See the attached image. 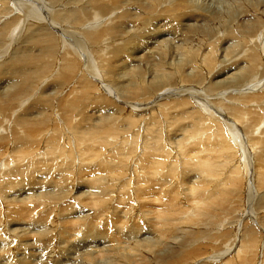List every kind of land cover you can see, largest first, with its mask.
Returning a JSON list of instances; mask_svg holds the SVG:
<instances>
[{"label":"bare ground","instance_id":"1","mask_svg":"<svg viewBox=\"0 0 264 264\" xmlns=\"http://www.w3.org/2000/svg\"><path fill=\"white\" fill-rule=\"evenodd\" d=\"M209 1L0 0V264H264V1Z\"/></svg>","mask_w":264,"mask_h":264},{"label":"rangeland","instance_id":"2","mask_svg":"<svg viewBox=\"0 0 264 264\" xmlns=\"http://www.w3.org/2000/svg\"><path fill=\"white\" fill-rule=\"evenodd\" d=\"M213 1V2H212ZM212 1H209V6H210V9H209V7H205V10H206V12L207 13H210V11L212 10V11H219V10H221L222 8H224L226 5L223 3V1L222 0H217V1H214V0H212ZM261 1H264V0H261ZM211 2V3H210ZM215 5H214V4ZM221 3V4H220ZM225 5V6H224ZM224 6V7H223ZM221 7V8H220ZM213 8H215V9H213ZM223 10V9H222ZM110 16V15H109ZM109 18H107V19H105V21H103V24H106V25H108L109 26V24H108V20ZM100 26H102V25H100ZM102 28V27H101ZM107 45V44H106ZM56 74V73H55ZM106 81V80H105ZM49 81H45L44 83H43V85H42V87H44V85L46 84V83H48ZM205 84H206V82H205ZM99 85H101V84H99ZM203 86H201L200 88H202ZM205 87H203V89H204ZM40 92V91H39ZM112 96V98H114V96L113 95H111ZM37 97V96H36ZM36 97L34 98V100L36 99ZM234 104H239V102H233L232 103V105H234ZM222 109H224L223 107H222ZM202 111H204V110H202ZM79 112H80V110H79ZM20 112L18 111L17 112V114H19ZM175 115H176V113H175ZM181 115H179V117H180ZM192 116L191 115H189V119L191 118ZM188 121H190V120H186L185 121V123L187 124L188 123ZM191 123V121L189 122V124ZM13 125V124H12ZM11 124H10V127L8 128V131H7V133L8 134H10L11 132H12V130H13V126H12ZM264 125V123H262L261 125H260V127H262ZM264 127V126H263ZM264 129V128H263ZM2 132H3V135H7V133L4 131V130H2ZM245 140H246V138H245ZM247 142V141H246ZM24 149V148H23ZM22 150V149H21ZM77 178H76V180H75V182H73V184L71 183L70 184V187H72V189L74 190V191H72V189L71 188H69V190H65V188L63 189V187H59L58 189L60 190L59 192L58 191H48L47 190V192H50V194H52L51 196H57L56 197V199L55 200H53L52 202V208H54V205L53 204H55V202H57V206H61V207H63V205H64V202L66 201H70V199L69 198H71L72 197V193H74V194H76V190H77V188H78V186H79V183L77 184ZM77 187V188H76ZM75 188H76V190H75ZM82 188V191L83 192H86V190L87 189H85V187H81ZM63 189V190H62ZM63 191V192H62ZM66 192V193H65ZM57 193V194H56ZM66 195H65V194ZM63 194V195H62ZM73 194V195H74ZM252 194H254L255 196H256V198L253 200V202L251 203V209L253 210V212L254 213H256L257 211L255 210V205L257 204V200H258V198H260L261 197V195L263 194V191H259V189L257 188V187H254L253 188V191H252ZM251 193H248L247 195H246V197H248V196H251L252 195ZM62 195V196H61ZM65 195V196H64ZM68 195V196H67ZM13 197V196H12ZM11 197V198H12ZM68 197V198H67ZM68 201V202H69ZM81 200H79L77 203H74V204H76V207H75V209H79V210H81L82 208L81 207H84L83 206V204L80 202ZM80 202V203H79ZM79 203V204H78ZM79 205V206H78ZM78 206V207H77ZM86 206H88V205H86ZM86 206H85V209H88L89 210V208H90V206H88L87 208H86ZM232 207V206H231ZM84 209V208H83ZM91 209V208H90ZM50 210V209H49ZM79 210H76L75 212H77L76 214H79L78 212H79ZM264 210V209H263ZM263 210H260V211H258L257 212V214H256V216H257V219H258V217H260L261 215H263L264 214V211ZM263 211V212H262ZM68 212H69V210H68ZM67 212V213H68ZM242 213L243 214H245V216H246V218L247 217H249L248 216V205H245V207L244 208H242ZM85 214H88L87 213V211L85 212ZM235 214V213H234ZM237 215H239L240 213H236ZM237 215H234V216H237ZM60 216V215H59ZM58 216V217H59ZM243 217V216H242ZM246 218H243V220H242V218L240 219V220H242V221H240L239 220V222H238V224L239 223H241L240 224V226L238 227V229H240L239 230V232L240 231H243V230H241L242 228H243V224L246 222ZM255 218H253V220H254ZM260 221V220H259ZM61 224V223H60ZM237 224V225H238ZM220 225V228L219 229H217V232L218 231H220V232H218V233H221V232H223L224 230H226V229H228L230 226H232L231 224H229V225H227V221H225L224 222V224L223 223H220L219 224ZM218 225V226H219ZM238 231V230H237ZM213 232V231H212ZM216 232V231H215ZM217 233V234H218ZM240 233H242V232H240ZM239 234V233H238ZM84 235H82V237H83ZM144 237H151V236H149L148 234L147 235H144ZM263 237V236H262ZM60 237H58V239H56L57 241L59 240H61V239H59ZM78 239H80L81 238V236L80 237H77ZM72 239V243L73 242H75V241H77L78 239ZM56 240H54V238H52V236L49 238V239H46V238H44L43 236L41 237V243H42V246L40 247V250H38L39 249V246L38 247H35L34 248V250L33 251H36V253H38V251H39V253L40 252H42V253H44L43 255H40V257H42V258H45V257H51V256H60V254H58L59 252H57V253H49V251H50V249L51 248H48V249H46L47 247H48V243H52L53 245V247H55L56 245H60V247H62V246H64L65 247V245H67V244H58L57 242H56ZM70 241H71V239H69ZM261 240H263V238H261V236H260V242H261ZM202 243H204V244H206L207 246H208V240H206V239H202V241H201ZM219 242H221V239H219ZM55 244V245H54ZM84 244V245H83ZM82 245V247H80L81 245L79 244L78 245V247L75 249V250H77V251H79V252H83L84 250L86 251V249L88 248V245H86V242L85 243H83ZM218 245V244H221V243H214L213 245L214 246H216V245ZM194 245V244H193ZM212 245V246H213ZM104 246H107V244H105ZM205 246V245H204ZM229 246V247H228ZM228 248H230V245L228 244ZM226 246H225V249L224 248H222V246H221V248L223 249V251L222 250H220L221 252H224V251H226V248H227ZM233 247V246H232ZM85 248V249H84ZM190 248H191V245H190ZM220 248V249H221ZM44 251V252H43ZM219 251V253L221 254V252ZM264 250H262V252H263ZM47 253H49V254H47ZM218 253V252H217ZM259 253H260V250L257 252V260H258V256H259ZM58 254V255H57ZM211 254V253H210ZM50 255V256H49ZM214 254H212L211 255V257L213 256ZM217 254L215 253V255L214 256H216ZM234 255V253H232L231 254V257ZM203 256V255H202ZM200 257L196 262H195V264H204V263H208V262H210L209 260V258L208 257H210V255L207 257V255L206 256H204V257ZM21 257V256H20ZM23 257H26L25 258V261H24V263L23 264H36V262H34V261H32L34 258H36V257H38V256H36V255H25V256H23ZM57 257V258H58ZM228 257H230V256H228ZM228 257L227 258H224L225 260H227L228 259ZM70 258V257H69ZM71 259V258H70ZM260 259V258H259ZM44 260V259H43ZM78 260H80V257H76L75 258V260H74V262H71L72 261V259L71 260H69V259H65V260H63V263H61V264H77V263H79V261ZM37 261H40V259H38ZM50 261V260H49ZM78 261V262H77ZM221 261H223V259H216V257H214V260H213V263L214 264H221ZM75 262H77V263H75ZM13 263V262H12ZM13 264H15V263H13Z\"/></svg>","mask_w":264,"mask_h":264}]
</instances>
